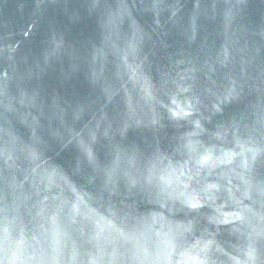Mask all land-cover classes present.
<instances>
[{"label": "water", "instance_id": "water-1", "mask_svg": "<svg viewBox=\"0 0 264 264\" xmlns=\"http://www.w3.org/2000/svg\"><path fill=\"white\" fill-rule=\"evenodd\" d=\"M0 264H264V0H0Z\"/></svg>", "mask_w": 264, "mask_h": 264}]
</instances>
